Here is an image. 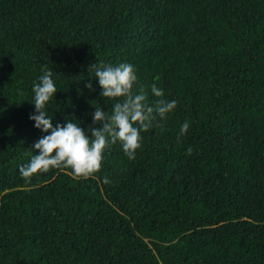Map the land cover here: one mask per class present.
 I'll list each match as a JSON object with an SVG mask.
<instances>
[{
	"label": "trees",
	"instance_id": "obj_1",
	"mask_svg": "<svg viewBox=\"0 0 264 264\" xmlns=\"http://www.w3.org/2000/svg\"><path fill=\"white\" fill-rule=\"evenodd\" d=\"M121 61L176 101L135 156L21 176L43 68L53 124L87 128L112 103L88 69ZM0 264H264V0H0Z\"/></svg>",
	"mask_w": 264,
	"mask_h": 264
},
{
	"label": "clouds",
	"instance_id": "obj_2",
	"mask_svg": "<svg viewBox=\"0 0 264 264\" xmlns=\"http://www.w3.org/2000/svg\"><path fill=\"white\" fill-rule=\"evenodd\" d=\"M99 86V94L112 101L110 111L100 103L93 105L91 124L82 127L79 119L65 116L61 123L53 124V114H49V102L54 98L57 84L53 69L44 67L31 83L32 96L29 100L33 110L28 119L43 135L31 145L33 151L28 161L18 166L19 174L30 177L34 173L51 168L68 167L73 176L88 177L101 167L102 153L110 142L119 141L124 154L132 159L140 145V131L153 124V115L163 121L176 104L173 99H157L155 106L146 100L142 86L137 87L135 66L127 61L119 63H93L88 71ZM92 79L85 87L92 89ZM151 93L160 98L163 89L155 84ZM79 121V123L77 122ZM188 120L181 122L179 133L188 128ZM191 151V148L188 149ZM104 182L107 177H101Z\"/></svg>",
	"mask_w": 264,
	"mask_h": 264
}]
</instances>
